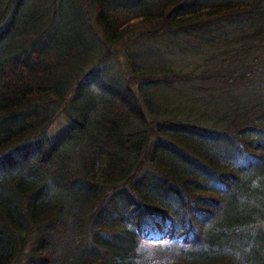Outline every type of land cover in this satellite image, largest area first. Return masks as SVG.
Here are the masks:
<instances>
[{"label":"trees","instance_id":"obj_1","mask_svg":"<svg viewBox=\"0 0 264 264\" xmlns=\"http://www.w3.org/2000/svg\"><path fill=\"white\" fill-rule=\"evenodd\" d=\"M43 2L0 0V264H264V0Z\"/></svg>","mask_w":264,"mask_h":264},{"label":"rangeland","instance_id":"obj_2","mask_svg":"<svg viewBox=\"0 0 264 264\" xmlns=\"http://www.w3.org/2000/svg\"><path fill=\"white\" fill-rule=\"evenodd\" d=\"M63 1L65 2V6H64L63 14L61 15V19L64 22L63 28L65 29V28L71 27L69 18L72 19L75 15L77 18L80 19V17L78 16L79 15L78 13L79 3H78V0H63ZM26 2H27V7H28L27 11H28V14L31 16V19L34 16H38L42 8L48 7V4L44 3L43 0H26ZM43 18H44V15L41 16V19ZM57 125L58 124H55L54 127H52V129H56Z\"/></svg>","mask_w":264,"mask_h":264}]
</instances>
